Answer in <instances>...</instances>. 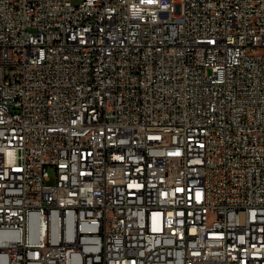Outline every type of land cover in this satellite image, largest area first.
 Returning <instances> with one entry per match:
<instances>
[{
    "label": "built area",
    "instance_id": "built-area-1",
    "mask_svg": "<svg viewBox=\"0 0 264 264\" xmlns=\"http://www.w3.org/2000/svg\"><path fill=\"white\" fill-rule=\"evenodd\" d=\"M0 264H264V0H0Z\"/></svg>",
    "mask_w": 264,
    "mask_h": 264
}]
</instances>
